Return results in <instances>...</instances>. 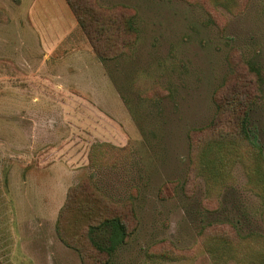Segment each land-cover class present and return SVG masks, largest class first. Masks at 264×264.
I'll list each match as a JSON object with an SVG mask.
<instances>
[{"label":"rangeland","instance_id":"obj_1","mask_svg":"<svg viewBox=\"0 0 264 264\" xmlns=\"http://www.w3.org/2000/svg\"><path fill=\"white\" fill-rule=\"evenodd\" d=\"M99 2L136 12L138 39L110 60L66 0H0V264H94L57 221L67 198L100 195L132 199L139 217L112 264H217L203 228L226 221L264 235V178L248 174L247 146L230 147V184L218 193L191 168L190 134L216 117L218 89L243 85L264 153V78L259 90L245 65L264 71V0ZM163 249L179 258L148 256Z\"/></svg>","mask_w":264,"mask_h":264},{"label":"trees","instance_id":"obj_2","mask_svg":"<svg viewBox=\"0 0 264 264\" xmlns=\"http://www.w3.org/2000/svg\"><path fill=\"white\" fill-rule=\"evenodd\" d=\"M66 1L101 58L110 60L121 56L138 39L136 12L133 8L123 4L105 6L99 0ZM8 19L6 11L0 8V22H6ZM252 64L245 63L256 77L255 84L260 90L259 81L264 78V71L260 66ZM241 86L243 87L239 85L238 89L232 90L228 83L218 89L220 92L217 96L219 99L216 117L208 125L194 129L190 134V154L193 161L191 168H196L197 174H204L208 181L216 182L218 193L223 184H230V170L234 161H227L225 156V150L228 152L230 147L247 146L251 150L253 163L247 166L245 160L242 162L246 165L248 174L251 179L256 176L261 177V180L264 178L261 172L264 153L262 154L261 147L251 138L248 125L253 102ZM210 133L216 134V137ZM203 134L205 135L202 136ZM254 164L258 167L252 168ZM83 185L76 189L80 194L84 191V195H88V185ZM73 190L75 188L70 191ZM262 196L264 197V192ZM209 208L212 209L208 206ZM132 221L133 228L130 227ZM138 224L139 217L132 199L118 203L100 195L98 198H67L60 210L57 229L62 237L65 235L64 241L68 246L79 252L84 263L92 258L94 264H112L115 250L119 245L129 242ZM203 230L205 245L214 255L217 264H226V261L232 258L236 259L238 264H264V235L244 236L235 224L226 221L210 223ZM99 231H107V243L101 242ZM83 245L87 248H83ZM174 255L165 249L148 250V256L153 259L179 258Z\"/></svg>","mask_w":264,"mask_h":264},{"label":"crops","instance_id":"obj_3","mask_svg":"<svg viewBox=\"0 0 264 264\" xmlns=\"http://www.w3.org/2000/svg\"><path fill=\"white\" fill-rule=\"evenodd\" d=\"M21 3H22V0H21Z\"/></svg>","mask_w":264,"mask_h":264}]
</instances>
